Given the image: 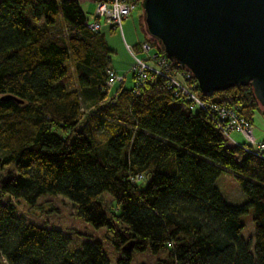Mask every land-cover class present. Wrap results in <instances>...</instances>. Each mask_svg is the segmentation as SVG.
<instances>
[{"label": "trees", "instance_id": "16d2710c", "mask_svg": "<svg viewBox=\"0 0 264 264\" xmlns=\"http://www.w3.org/2000/svg\"><path fill=\"white\" fill-rule=\"evenodd\" d=\"M88 20L78 0H0V263L112 264L104 241L72 249L62 229L27 222L14 202L34 209L62 195L106 228L115 264L147 253L156 260L138 264H264V156L230 144L211 110L192 109L165 75L110 93L112 49ZM194 90L252 123L264 114L250 84ZM225 170L247 201L223 198ZM251 211L254 239L242 232Z\"/></svg>", "mask_w": 264, "mask_h": 264}, {"label": "water", "instance_id": "95a60500", "mask_svg": "<svg viewBox=\"0 0 264 264\" xmlns=\"http://www.w3.org/2000/svg\"><path fill=\"white\" fill-rule=\"evenodd\" d=\"M141 6L146 32L194 74L202 94L250 84L264 107V0H143Z\"/></svg>", "mask_w": 264, "mask_h": 264}, {"label": "rangeland", "instance_id": "374dc122", "mask_svg": "<svg viewBox=\"0 0 264 264\" xmlns=\"http://www.w3.org/2000/svg\"><path fill=\"white\" fill-rule=\"evenodd\" d=\"M84 11L87 13L89 20L96 18L97 2L95 0H78ZM103 23L101 31L106 34L107 43L112 49L111 65L117 69L120 76H125L123 85L126 88L134 87L136 80L133 75V67L136 65L137 57L147 58V53L139 52L138 44L144 42L147 38H151L149 32L144 28V10L138 5L135 11L123 20L122 28L116 27L112 29V25ZM134 52V54L132 53ZM122 85L121 81L112 86L110 93H114ZM254 134L256 140L264 139V114L260 110L254 116ZM234 138L237 142L249 144L248 140L242 133L234 132ZM234 143V142H229ZM4 151H0V156L4 155ZM6 170L13 169L9 165H5ZM144 183V182H143ZM217 186L221 190L223 198L228 203L241 204L247 201L244 191L238 186L234 174L230 171H223L218 177ZM14 202L18 205V210L23 218L27 221H33L41 225H50L51 227L62 229L71 243L72 249H80L85 241L101 240L104 241V248L107 250L108 256L115 264L116 257L119 255L117 249L110 245L104 237L106 228H96L83 218L76 215V209L73 207L70 199L58 195L43 197L39 200L38 206L31 209L27 203L20 198H15ZM253 211L243 215L242 219L246 222L245 228L242 230L245 238L254 239V221L252 220ZM135 264L152 263L156 257L147 254H137ZM0 264H6L5 260Z\"/></svg>", "mask_w": 264, "mask_h": 264}, {"label": "built area", "instance_id": "2783aa9c", "mask_svg": "<svg viewBox=\"0 0 264 264\" xmlns=\"http://www.w3.org/2000/svg\"><path fill=\"white\" fill-rule=\"evenodd\" d=\"M97 2L96 18L93 20H88L86 22L89 27L93 30H101L103 23L100 19L104 20V23L121 27L123 20L130 16L138 6V0H95ZM143 51L147 53V58L137 57L136 65L133 67V75L136 83L139 81H144L149 78H153L156 75H165L169 78L168 84L171 87H175L177 90L183 91L188 95L189 99L192 101V109L198 106L201 108H208L214 115L217 125L223 131L224 135L234 142L235 144H241L245 147L247 151H253L257 155L264 156V139L257 141L254 134V123L250 119L245 118L242 114L237 112V108L222 105L220 103H213L207 100H203L199 94L194 90L196 83L192 85H187L182 82V78H192L194 75L190 73L187 69L178 72H171V62L166 54L161 48L160 50L155 49L152 43L148 40L143 42L140 52ZM134 54V52L132 51ZM181 66V65H180ZM107 85L112 87L117 84V81L124 83L125 76H120L117 71L113 68L107 69ZM193 80V79H192ZM199 85V83H197ZM240 132L246 137L249 144H243L237 142L232 133ZM145 178L144 175L139 174L133 176V180H142Z\"/></svg>", "mask_w": 264, "mask_h": 264}, {"label": "crops", "instance_id": "0c3cea01", "mask_svg": "<svg viewBox=\"0 0 264 264\" xmlns=\"http://www.w3.org/2000/svg\"><path fill=\"white\" fill-rule=\"evenodd\" d=\"M111 66H112V65H111ZM113 68H114V66H113ZM114 70L117 71V69H115V68H114ZM234 132H236V131H234ZM234 132H233V133H234ZM233 133H232V135H233ZM237 133H238V132H237ZM233 136H234V135H233ZM262 140H263V139H262Z\"/></svg>", "mask_w": 264, "mask_h": 264}]
</instances>
